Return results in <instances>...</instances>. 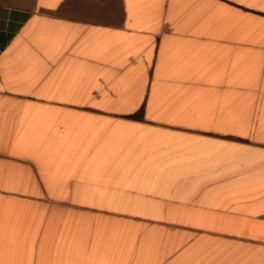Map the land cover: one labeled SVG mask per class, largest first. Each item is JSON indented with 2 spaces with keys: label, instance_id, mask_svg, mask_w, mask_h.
Masks as SVG:
<instances>
[{
  "label": "crops",
  "instance_id": "obj_1",
  "mask_svg": "<svg viewBox=\"0 0 264 264\" xmlns=\"http://www.w3.org/2000/svg\"><path fill=\"white\" fill-rule=\"evenodd\" d=\"M0 264H264V0H0Z\"/></svg>",
  "mask_w": 264,
  "mask_h": 264
},
{
  "label": "snow or ice",
  "instance_id": "obj_2",
  "mask_svg": "<svg viewBox=\"0 0 264 264\" xmlns=\"http://www.w3.org/2000/svg\"><path fill=\"white\" fill-rule=\"evenodd\" d=\"M90 2L98 5L104 3V0H90Z\"/></svg>",
  "mask_w": 264,
  "mask_h": 264
}]
</instances>
